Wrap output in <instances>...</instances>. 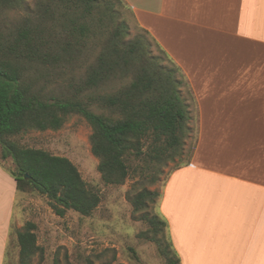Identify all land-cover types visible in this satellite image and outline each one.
Here are the masks:
<instances>
[{"label": "trees", "instance_id": "16d2710c", "mask_svg": "<svg viewBox=\"0 0 264 264\" xmlns=\"http://www.w3.org/2000/svg\"><path fill=\"white\" fill-rule=\"evenodd\" d=\"M24 2L0 0V161H13L16 190L46 197L59 216L69 210L92 215L100 196L68 158L14 140L30 131H58L68 116L80 115L92 129L91 153L102 181L119 186L137 177L132 214L144 213V235L165 264H180L167 223L147 212L161 194L146 186L182 156L191 131L181 92L187 79L179 67L152 56L145 38L127 41L125 23L111 27L117 16L111 0H37L33 16L5 31L3 14L21 10ZM51 74L61 80L56 90L47 86ZM34 231L27 222L16 234L18 264L43 260Z\"/></svg>", "mask_w": 264, "mask_h": 264}, {"label": "crops", "instance_id": "0c3cea01", "mask_svg": "<svg viewBox=\"0 0 264 264\" xmlns=\"http://www.w3.org/2000/svg\"><path fill=\"white\" fill-rule=\"evenodd\" d=\"M123 1L196 106L191 154L158 201L180 264H264V0ZM6 180L0 166L2 250Z\"/></svg>", "mask_w": 264, "mask_h": 264}, {"label": "rangeland", "instance_id": "374dc122", "mask_svg": "<svg viewBox=\"0 0 264 264\" xmlns=\"http://www.w3.org/2000/svg\"><path fill=\"white\" fill-rule=\"evenodd\" d=\"M111 1L117 15L111 27L117 23H125L128 26L127 41L138 37L145 38L151 55L161 58L164 66L175 69L176 65L168 60L150 36L135 24L129 9L122 2ZM36 2L37 0H25L21 10L3 14L2 21L4 25L6 24L3 25L4 30L10 31L24 17L33 16ZM95 56L96 51H93L89 59H94ZM79 73L76 72L75 75ZM60 84L61 80L54 78L52 74L49 76L47 81L49 90H56ZM181 92L188 106L191 119L188 125L191 131L185 140L182 156L166 163L158 175L157 182L146 186L149 190H156L159 193L169 174L188 160L197 136L196 106L193 97L185 84ZM92 109L98 112L95 108ZM91 133L90 125L83 117L70 115L58 131H30L14 138L21 146L42 149L52 155L68 158L77 167L88 188L99 194L100 203L88 217L71 210L66 211L64 216H59L53 211L46 197L36 192L24 193L16 190L11 205L10 185L13 179L11 171L14 170V164L10 158L0 161V166L7 175L5 199L7 227L4 250L0 238V264H18L16 234L27 222L35 226L37 243L43 253L41 264L166 263V259L158 252V246L144 235L148 229L142 218L144 213L132 214L130 199L139 191V186L135 183L137 177L130 175L123 185H106L97 171L98 160L91 153ZM147 212L160 217L158 204L150 205ZM38 263L39 257L36 256L32 264Z\"/></svg>", "mask_w": 264, "mask_h": 264}, {"label": "water", "instance_id": "95a60500", "mask_svg": "<svg viewBox=\"0 0 264 264\" xmlns=\"http://www.w3.org/2000/svg\"><path fill=\"white\" fill-rule=\"evenodd\" d=\"M25 179H28V176H25Z\"/></svg>", "mask_w": 264, "mask_h": 264}]
</instances>
